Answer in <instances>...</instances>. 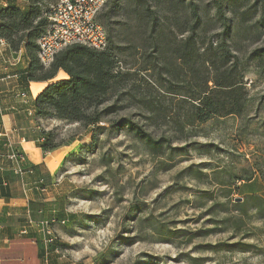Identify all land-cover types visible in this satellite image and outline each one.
Here are the masks:
<instances>
[{
    "label": "trees",
    "instance_id": "obj_1",
    "mask_svg": "<svg viewBox=\"0 0 264 264\" xmlns=\"http://www.w3.org/2000/svg\"><path fill=\"white\" fill-rule=\"evenodd\" d=\"M53 1L29 0L28 9L12 2L0 8V37L8 41L14 52L24 48L29 57L25 77L30 82H47L33 98L31 108L38 128H34L35 133L30 138L45 154L63 146L56 141L55 132L45 126L54 119L91 128L93 146L85 144L84 149L93 150L99 132L106 131L102 125L104 118L124 108L120 102L126 95L139 103L151 125H166L172 119L175 134L186 136L182 138L185 146L174 147L172 137L156 138L130 117L111 123L112 129L126 131L144 144L154 157L181 156L189 148L197 151L199 157L230 154L218 144L188 140L192 135L208 134L204 125L211 121L230 116L251 118L252 96L244 79L248 66L232 51L230 41L238 19L243 24L257 18L246 28L247 31L260 30L258 38L262 37L264 0H109L98 17L108 31L107 48L97 50L76 43L61 49L51 66L45 69L37 54V39L46 30L51 12L49 4ZM131 14L141 28L138 33H143V28L145 32L141 44L131 53L138 58V65L128 67L122 55L133 46L116 45L114 25L123 22L116 21V17H131ZM248 60L264 71V45L254 49ZM62 70L67 77L57 79ZM167 96H170L169 102ZM110 101H114L113 104L104 107ZM68 159L79 163L86 161L80 153H71ZM211 163L191 164L183 171L200 181L207 178L222 190L221 193L205 191L204 197L212 203L206 211L212 216L213 226L188 232L193 235L189 242L205 235L228 232L231 240H239L204 244L203 247L214 253L251 251L264 254V246L243 241L264 237V194L250 191L239 201L234 196L241 192L242 185L254 182L258 174L264 186V161L243 168L217 163L212 167ZM26 164L25 160L27 168ZM29 167L39 177L38 191L46 189L38 165ZM4 189L1 185L0 196L7 195ZM34 213L35 210H31V218L36 220ZM51 217L57 223L66 222L65 218L54 214L47 219ZM155 230L168 236L184 233L183 230L168 233L161 227ZM172 239L167 240L172 242ZM43 240L37 238L44 261ZM54 247L51 245L49 249L52 251ZM49 261L52 263L53 258Z\"/></svg>",
    "mask_w": 264,
    "mask_h": 264
},
{
    "label": "rangeland",
    "instance_id": "obj_2",
    "mask_svg": "<svg viewBox=\"0 0 264 264\" xmlns=\"http://www.w3.org/2000/svg\"><path fill=\"white\" fill-rule=\"evenodd\" d=\"M54 1L49 4L50 8ZM115 20L123 21L114 25L116 45L133 46L122 55L124 64L138 65V58L131 53L141 44L144 28L143 33H138L141 28L133 14ZM256 21L257 18L240 24L238 19L230 41L232 51L248 66L244 79L252 96L251 118L230 116L211 121L204 125L208 134L192 135L188 140L218 144L230 153L228 155L213 153L210 157H199L197 151L189 148L181 156L154 157L132 135L112 129L111 123L130 117L156 138L172 137L174 147L185 146L182 138L186 136L175 134L172 119L166 125H151L139 103L129 95L120 102L123 109L104 118L102 125L106 131L99 132L97 146L91 151L84 149L85 144L93 146L91 128L55 119L45 124L55 132L56 141L63 143L46 157L41 152L47 163L40 171L46 189L40 190L33 202L34 221L47 220L53 214L66 219V224L51 225L56 244L63 252L56 254L50 246H45V250L48 248L50 255H54L53 264H264V254L214 253L203 247L239 240H231L228 232L205 235L189 242L193 235L188 232L213 226L212 216L206 211L212 203L204 197L205 191L221 193L222 190L207 178L200 181L183 173L189 165L202 161L212 162V167L220 164L237 168L253 163L260 165L264 161V71L248 60L254 49L264 45V30L258 38L260 30L247 31L246 28ZM66 77L62 72L57 79ZM169 97H166L167 102ZM71 153H80L86 161L68 159ZM261 181L258 174L254 182L242 185L241 192L234 196L241 198L250 191L264 194ZM157 227L168 233L179 230L184 233L168 236L159 234ZM243 241L264 246V237Z\"/></svg>",
    "mask_w": 264,
    "mask_h": 264
},
{
    "label": "crops",
    "instance_id": "obj_3",
    "mask_svg": "<svg viewBox=\"0 0 264 264\" xmlns=\"http://www.w3.org/2000/svg\"><path fill=\"white\" fill-rule=\"evenodd\" d=\"M11 2L23 9L29 6V0H0V8ZM28 65L29 57L24 48L14 52L9 44L0 45V182L5 183L7 193L0 196V264H47L41 258L37 242L40 232L28 222L31 210L34 212L33 202L40 193L36 186L39 177L33 171L24 179L15 175L12 163L6 158L9 152L6 142L11 136L15 145L25 151L27 168L38 165L43 171L47 165L41 152L43 157L47 154L30 139L34 128H38L37 122L26 112L33 107V98L47 82L28 81L24 75ZM24 92L29 104L23 101Z\"/></svg>",
    "mask_w": 264,
    "mask_h": 264
},
{
    "label": "built area",
    "instance_id": "obj_4",
    "mask_svg": "<svg viewBox=\"0 0 264 264\" xmlns=\"http://www.w3.org/2000/svg\"><path fill=\"white\" fill-rule=\"evenodd\" d=\"M109 0H56L48 15L46 30L41 34L38 40V56L42 66L47 69L54 62L56 54L71 45L83 44L93 47L97 50L107 48L109 39L107 28L100 24L98 17L104 10ZM1 44H9L3 37L0 38ZM23 101L29 104L27 93H23ZM28 116H33L34 110L29 107L26 110ZM6 147L9 152L6 155L8 161L12 163V171L24 179L26 174L32 173V170L24 166L27 159L26 153L20 147H17L11 136L8 137ZM2 166L0 165V169ZM41 183L44 181L41 180ZM5 183L0 182V186ZM42 191L45 189H41ZM30 213V211H29ZM54 217L47 220L34 221L29 217L30 225L37 226L38 231L44 237L45 246L55 245L54 252L62 254L59 246L56 244L51 225L57 223ZM62 221L60 224H65ZM48 249V248H47ZM46 249L45 262L49 263L50 252Z\"/></svg>",
    "mask_w": 264,
    "mask_h": 264
},
{
    "label": "water",
    "instance_id": "obj_5",
    "mask_svg": "<svg viewBox=\"0 0 264 264\" xmlns=\"http://www.w3.org/2000/svg\"><path fill=\"white\" fill-rule=\"evenodd\" d=\"M241 200L240 198H237V201Z\"/></svg>",
    "mask_w": 264,
    "mask_h": 264
}]
</instances>
